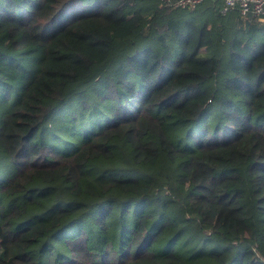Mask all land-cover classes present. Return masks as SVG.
Segmentation results:
<instances>
[{
    "label": "trees",
    "instance_id": "obj_1",
    "mask_svg": "<svg viewBox=\"0 0 264 264\" xmlns=\"http://www.w3.org/2000/svg\"><path fill=\"white\" fill-rule=\"evenodd\" d=\"M221 8L0 0V264H264V23Z\"/></svg>",
    "mask_w": 264,
    "mask_h": 264
},
{
    "label": "built area",
    "instance_id": "obj_2",
    "mask_svg": "<svg viewBox=\"0 0 264 264\" xmlns=\"http://www.w3.org/2000/svg\"><path fill=\"white\" fill-rule=\"evenodd\" d=\"M206 0H161L162 4L172 8L193 9ZM215 1V0H214ZM222 2L221 13L236 10L240 16L248 15L257 20L264 21V0H220Z\"/></svg>",
    "mask_w": 264,
    "mask_h": 264
},
{
    "label": "crops",
    "instance_id": "obj_3",
    "mask_svg": "<svg viewBox=\"0 0 264 264\" xmlns=\"http://www.w3.org/2000/svg\"><path fill=\"white\" fill-rule=\"evenodd\" d=\"M20 64H21L20 61H16L15 55H10L7 51L0 49V70L5 71L6 70L5 68H12L13 82L16 83V77H17L18 84L20 83V74L16 76V71L19 72ZM5 75L2 76L0 75V78H3V80H5L7 77Z\"/></svg>",
    "mask_w": 264,
    "mask_h": 264
},
{
    "label": "rangeland",
    "instance_id": "obj_4",
    "mask_svg": "<svg viewBox=\"0 0 264 264\" xmlns=\"http://www.w3.org/2000/svg\"><path fill=\"white\" fill-rule=\"evenodd\" d=\"M258 22L264 23V21L259 20V19H258ZM58 115L60 116L59 120L64 122V120L62 119V113L59 112Z\"/></svg>",
    "mask_w": 264,
    "mask_h": 264
}]
</instances>
